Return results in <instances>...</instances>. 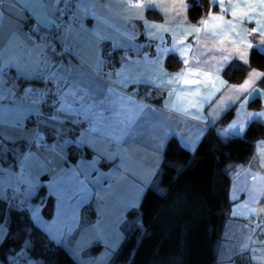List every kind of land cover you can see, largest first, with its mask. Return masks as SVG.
Listing matches in <instances>:
<instances>
[{
	"label": "crops",
	"instance_id": "0c3cea01",
	"mask_svg": "<svg viewBox=\"0 0 264 264\" xmlns=\"http://www.w3.org/2000/svg\"><path fill=\"white\" fill-rule=\"evenodd\" d=\"M198 1L79 0L67 22L60 0H0V199L17 201L78 264L111 263L132 225L130 211L137 213L146 189L159 184L173 136L194 151L210 128L223 137L243 136L252 121L264 123L254 115L243 132L239 123L229 128L248 112H264L263 72L251 68L238 83L224 76L232 62L248 63L252 49L264 52V0H211L217 9L192 22L188 8ZM152 10L161 18L150 17ZM40 26L73 55L40 36ZM170 54L180 67H166ZM111 59L115 68L99 74ZM50 71L63 83L61 97L41 113ZM8 73L17 76L16 85L7 83ZM38 116L52 144L29 148ZM65 122L72 132H61ZM26 162L32 169L25 184ZM259 175L255 161L232 183L217 264H264L256 259L264 257V191L251 195ZM48 196L54 200L50 217L43 213ZM7 233L0 221V243ZM23 256L12 254V264H44Z\"/></svg>",
	"mask_w": 264,
	"mask_h": 264
},
{
	"label": "trees",
	"instance_id": "16d2710c",
	"mask_svg": "<svg viewBox=\"0 0 264 264\" xmlns=\"http://www.w3.org/2000/svg\"><path fill=\"white\" fill-rule=\"evenodd\" d=\"M211 9V0H199L188 8L192 22H200ZM149 16L159 19L152 10ZM181 66L174 54L166 59L168 69ZM251 68L263 72L259 83L264 87V52L252 49L248 63L232 62L224 70L231 82L243 81ZM258 104V103H257ZM233 109L221 117L226 123ZM264 139V123L252 121L243 136H221L210 128L194 151L183 147L173 136L165 150L159 187H148L138 211L141 223L132 224L115 251L110 264H217L219 243L231 216L234 179L257 157V141ZM85 155H90L85 151ZM41 187L36 197L42 196ZM54 200H44L43 213L50 217ZM134 211H130V215ZM8 228L0 243V261L12 264L11 255L26 256L44 264H78L65 246L55 243L34 223L27 210L8 205L0 199V221Z\"/></svg>",
	"mask_w": 264,
	"mask_h": 264
},
{
	"label": "built area",
	"instance_id": "2783aa9c",
	"mask_svg": "<svg viewBox=\"0 0 264 264\" xmlns=\"http://www.w3.org/2000/svg\"><path fill=\"white\" fill-rule=\"evenodd\" d=\"M78 2L79 0H60L59 7L61 12L66 15L67 22L70 21ZM38 32L39 35L42 36L44 39L51 40L56 46H59L60 50L63 53H68L73 55V53L68 48V46L63 42H60L48 28L44 26H40ZM114 68H115V62L113 59H111L108 61L107 64H105L101 68L99 74L106 75L107 73L111 72ZM7 83L9 85H16L18 83L17 76L14 75L13 73H8ZM62 84L63 83H60L57 78H54L52 76V71L48 72V74L45 76L43 80V90L41 92V97H40L41 113L49 111L52 107H54L58 103L61 97ZM34 122L36 124V131L29 148L51 146L52 139H51L50 130L40 127L39 116L36 119H34ZM60 130L62 133L72 132L74 130V126L69 122H65L61 124ZM10 203H12L13 206L18 205V202L14 200L11 201ZM10 203H8V205H11Z\"/></svg>",
	"mask_w": 264,
	"mask_h": 264
},
{
	"label": "rangeland",
	"instance_id": "374dc122",
	"mask_svg": "<svg viewBox=\"0 0 264 264\" xmlns=\"http://www.w3.org/2000/svg\"><path fill=\"white\" fill-rule=\"evenodd\" d=\"M258 149V148H257ZM20 157L18 156L17 159H19ZM256 161L258 162V168L260 170V175L258 177V179L256 180L255 185L253 186V190L251 195H261L262 192L264 191V157L261 156V154L259 153V151L257 150V157H256ZM16 167V166H15ZM29 169H32L29 162H26L25 166L22 169V174H21V178H22V182L23 183H28L30 181L29 179ZM32 172V171H30ZM156 187H159L162 191L164 190L162 187L159 186V184L156 185ZM261 212L264 214V206H262L261 208ZM129 222L131 224H135V223H141V214L138 211L137 213H134L133 217H129ZM261 257V256H258ZM258 257H256L257 260H262L259 259ZM0 264H2V262L0 261Z\"/></svg>",
	"mask_w": 264,
	"mask_h": 264
},
{
	"label": "snow or ice",
	"instance_id": "6c2138e0",
	"mask_svg": "<svg viewBox=\"0 0 264 264\" xmlns=\"http://www.w3.org/2000/svg\"><path fill=\"white\" fill-rule=\"evenodd\" d=\"M140 2L142 3V0H140ZM212 15H213V17L215 18L218 14L213 13ZM247 43L249 44V47L252 46V42H251V41H248ZM254 115H259L260 117L264 118V112H261V113H252V112H248L247 115L244 117V119H242V120H240V121H238V122H237V121H234V122L229 126V128L232 129V130H235V129H236V124L239 123V125H240V132H243V131L245 130V128L247 127V120H248V118H251V117H253ZM224 131H225V134H227L228 129H225ZM195 143H196V141H193V142H192V144H193V150H194V147H195ZM257 150L259 151V153L261 154V156L264 157V141L261 142V146L258 147ZM235 198H236V193L233 192V199H235ZM247 207H248V205L245 203V204H244V208H247ZM238 208H239V206H238ZM252 210L254 211L255 209H252ZM240 214H241V215H247L248 213H247V212H243V213H240ZM33 215H34V217H35L36 215H38V213H34ZM243 247L246 248L247 245L245 244ZM258 258H259V259H264V257H258Z\"/></svg>",
	"mask_w": 264,
	"mask_h": 264
}]
</instances>
